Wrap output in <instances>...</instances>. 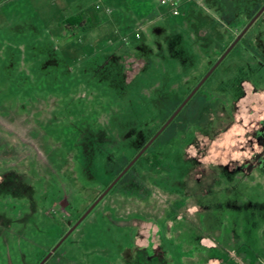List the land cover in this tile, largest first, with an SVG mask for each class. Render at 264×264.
<instances>
[{
	"label": "rangeland",
	"instance_id": "obj_1",
	"mask_svg": "<svg viewBox=\"0 0 264 264\" xmlns=\"http://www.w3.org/2000/svg\"><path fill=\"white\" fill-rule=\"evenodd\" d=\"M245 23L205 0H0V264H39ZM246 41L261 61L236 45L208 122L175 136L187 165L138 163L146 196L110 191L44 264H264V12Z\"/></svg>",
	"mask_w": 264,
	"mask_h": 264
},
{
	"label": "trees",
	"instance_id": "obj_2",
	"mask_svg": "<svg viewBox=\"0 0 264 264\" xmlns=\"http://www.w3.org/2000/svg\"><path fill=\"white\" fill-rule=\"evenodd\" d=\"M205 3L209 7L215 8V11L219 14V21H221L223 25L229 28H235L243 20L246 21V26L247 23L258 12V10L263 6L264 0H205ZM66 22L67 24H73L71 22H76L77 24L81 23L79 21H75V19H68ZM247 33L243 36L238 44L242 43L244 45L246 43L244 47L253 56L259 59L258 51L255 46L248 44L246 41ZM226 48L223 49V52L226 50ZM200 90L201 89L197 91L193 98L180 111L178 116L175 117V119L152 143V145L144 152V154L115 184L111 191L116 190L120 187L122 188L123 186V190L125 192L136 194L137 196H141L142 198H144L146 196V194L143 193L144 186L136 171V166L140 162L149 163L151 171H159L160 169L166 171L167 175L164 177V181H167L171 178V174L174 170L180 171V169L184 168L187 165V160L184 158V150L179 153L177 158L174 154V147L176 145L175 136L178 133L184 136L185 133L195 124L199 126L205 125L208 122L207 117L209 111H215L217 107V102H209L207 98L208 96L202 94ZM184 99H179L178 101L173 102V104L166 105L164 107V110L167 111L162 115L160 121L161 125L157 128V130L166 122V120L171 116V114L177 109V107L182 103ZM194 100L196 101L195 105L192 104ZM157 130L155 132H157ZM155 132L153 133V135L155 134ZM187 138L188 137H186V139ZM155 148H159L157 152H153ZM133 157L123 154L118 155L114 160L105 159L107 165L106 171L113 173L112 181L116 176H118V174L124 169V167L130 162ZM177 161L181 164V168L176 167Z\"/></svg>",
	"mask_w": 264,
	"mask_h": 264
},
{
	"label": "water",
	"instance_id": "obj_3",
	"mask_svg": "<svg viewBox=\"0 0 264 264\" xmlns=\"http://www.w3.org/2000/svg\"><path fill=\"white\" fill-rule=\"evenodd\" d=\"M264 4L258 10V12L253 16V18L247 23V25L242 29V31L236 36L232 43L226 48L218 60L211 66V68L206 72V74L201 78L197 85L190 91L182 103L177 107V109L171 114V116L166 120V122L158 129V131L145 143V145L137 152V154L130 160V162L124 167V169L116 176V178L107 186V188L98 196V198L87 208V210L82 214V216L73 224V226L64 234L61 240L48 252V254L43 258L39 264H44L53 253L60 247L62 242L77 228V226L92 212V210L99 204V202L110 192V190L115 186V184L123 177V175L135 164V162L144 154V152L152 145V143L157 139V137L166 129V127L175 119V117L180 113V111L185 107V105L192 99V97L197 93L201 86L206 82V80L213 74L216 68L221 64V62L227 57V55L232 51V49L239 43L243 36L248 32L251 26L256 22V20L263 14Z\"/></svg>",
	"mask_w": 264,
	"mask_h": 264
},
{
	"label": "built area",
	"instance_id": "obj_4",
	"mask_svg": "<svg viewBox=\"0 0 264 264\" xmlns=\"http://www.w3.org/2000/svg\"><path fill=\"white\" fill-rule=\"evenodd\" d=\"M161 4L169 5L170 11L177 15L180 10V0H160Z\"/></svg>",
	"mask_w": 264,
	"mask_h": 264
},
{
	"label": "flooded vegetation",
	"instance_id": "obj_5",
	"mask_svg": "<svg viewBox=\"0 0 264 264\" xmlns=\"http://www.w3.org/2000/svg\"><path fill=\"white\" fill-rule=\"evenodd\" d=\"M201 87H202V86H201ZM192 98H193V97H192ZM177 116H178V115H177ZM177 116H176V117H177ZM157 131H158V130H157ZM155 133H156V132H155ZM115 178H116V177H115ZM115 178H114V179H115ZM114 179H113V180H114ZM110 191H111V190H110Z\"/></svg>",
	"mask_w": 264,
	"mask_h": 264
},
{
	"label": "crops",
	"instance_id": "obj_6",
	"mask_svg": "<svg viewBox=\"0 0 264 264\" xmlns=\"http://www.w3.org/2000/svg\"><path fill=\"white\" fill-rule=\"evenodd\" d=\"M139 249L142 248V247H138Z\"/></svg>",
	"mask_w": 264,
	"mask_h": 264
}]
</instances>
